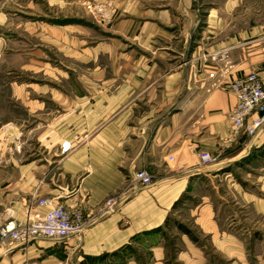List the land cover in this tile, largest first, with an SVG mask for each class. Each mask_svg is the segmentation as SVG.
I'll use <instances>...</instances> for the list:
<instances>
[{
	"label": "crops",
	"instance_id": "1",
	"mask_svg": "<svg viewBox=\"0 0 264 264\" xmlns=\"http://www.w3.org/2000/svg\"><path fill=\"white\" fill-rule=\"evenodd\" d=\"M153 16L137 38L142 49L108 51L103 45L80 57L87 76L72 79L71 96L59 99V117L42 137L52 153L9 169L0 166V226L8 216L24 221L27 204L47 197L79 211L82 232L64 243L4 244L0 264H137L134 252L143 247L160 264L167 221L186 201L193 203L188 219L203 233H217L212 179L226 176L236 187L229 167L264 144V128L252 137L233 132L229 113L236 99L225 89L249 73H257L264 86V24L224 40L217 24L193 35L191 22L181 26L169 7ZM205 53L218 61L201 59ZM63 142L71 148L61 154ZM189 144L193 149L184 160L181 149ZM201 151L216 161L199 166ZM173 153L182 169L167 162ZM138 171L153 175V184L135 181ZM206 185L211 194L201 192ZM109 197L115 200L105 209ZM253 205L260 212L264 200ZM217 235V245L229 247V239ZM181 239L193 247L186 234Z\"/></svg>",
	"mask_w": 264,
	"mask_h": 264
},
{
	"label": "rangeland",
	"instance_id": "2",
	"mask_svg": "<svg viewBox=\"0 0 264 264\" xmlns=\"http://www.w3.org/2000/svg\"><path fill=\"white\" fill-rule=\"evenodd\" d=\"M157 5L154 0H0L1 167L24 165L53 152L42 137L59 117V99L71 96L72 79L87 76L88 64L80 57L103 45L108 51L142 49L137 38L158 8L169 7L181 26L190 21L193 35L217 24L224 40L264 24V0H160ZM207 55L201 59L218 61ZM228 170L236 187L226 176L212 180L217 187L215 221L229 247L217 245L218 231L203 233L188 219L193 203L186 201L167 221L160 264H264V207L259 212L253 205L264 200V144ZM200 190L212 192L207 185ZM183 233L193 247L182 241ZM137 250V264H158L147 248Z\"/></svg>",
	"mask_w": 264,
	"mask_h": 264
},
{
	"label": "built area",
	"instance_id": "3",
	"mask_svg": "<svg viewBox=\"0 0 264 264\" xmlns=\"http://www.w3.org/2000/svg\"><path fill=\"white\" fill-rule=\"evenodd\" d=\"M203 59L206 57L204 56ZM225 89L231 92L236 99L229 113L233 132L244 131L248 136H254L259 129L264 128V86L257 73H249L235 79L227 83ZM253 114L256 116L247 122ZM70 148V142H63L60 153L64 154ZM191 149H193V144L181 149L180 155L184 160L188 158ZM196 158L199 166H207L216 161V157L207 151L196 152ZM167 162L176 165L178 169L184 166L183 162H177L176 153L169 155ZM133 178L143 187L153 184V175L146 171L135 172ZM114 200V198H108L104 203V208L112 207ZM84 225L79 211H69L53 199L35 198L27 204L24 221L8 220L0 226V246L9 243L27 245L39 240L64 243L78 236Z\"/></svg>",
	"mask_w": 264,
	"mask_h": 264
},
{
	"label": "trees",
	"instance_id": "4",
	"mask_svg": "<svg viewBox=\"0 0 264 264\" xmlns=\"http://www.w3.org/2000/svg\"><path fill=\"white\" fill-rule=\"evenodd\" d=\"M179 229L183 230V232H185V233L188 234V235L190 234L189 231L185 230L182 226H179ZM115 254H116V253H112V254H110V255H115ZM106 256H108V254H104V255H102V256L100 257V259H105Z\"/></svg>",
	"mask_w": 264,
	"mask_h": 264
}]
</instances>
